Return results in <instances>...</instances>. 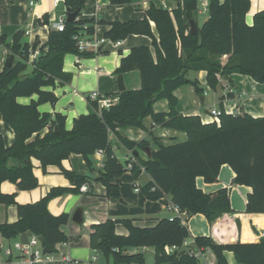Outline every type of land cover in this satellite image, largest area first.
Returning a JSON list of instances; mask_svg holds the SVG:
<instances>
[{
  "label": "trees",
  "instance_id": "trees-1",
  "mask_svg": "<svg viewBox=\"0 0 264 264\" xmlns=\"http://www.w3.org/2000/svg\"><path fill=\"white\" fill-rule=\"evenodd\" d=\"M87 0H64L67 12L75 13L76 19L64 24V31H49L47 41L40 45L37 40L29 44L23 30L10 39L0 35V46L12 55L11 66L0 72V116L14 133V142L4 146L0 136V184L13 183L18 191L38 186L32 173L31 158L40 162L44 169L49 165L61 167V162L71 154L80 155L87 167L86 175L60 169L70 182V188H52L40 200L32 204H17L15 194L0 191V204L14 206L17 220L0 224V235L12 239L29 231L42 239L43 247L52 249L59 243L73 239L60 229L69 221V215H51L48 202L65 193L77 194L86 185L91 194L93 182L105 189V197L120 200L121 177L129 171L134 180L142 173L149 180L141 186V194L147 201H157L167 195L171 204L186 215L184 223L192 216L203 215L209 224L226 213H232L228 191L222 188L205 194L195 183L200 177L204 183H215L222 165H228L235 177L234 185L251 188L247 195L245 213L264 214V116L252 117L247 113H226L220 105L218 122L203 123L196 115H181L175 110L177 99L173 92L184 85L202 93L197 80H189V72H205L206 85L216 89L218 76L240 74L264 86V10L253 15L252 25L245 22L249 0H208L207 17L197 24V0H176L178 5L168 11L150 4L140 20L121 22L117 19L105 22L97 19H80ZM111 6H123L130 0H107ZM46 19L45 17H42ZM189 19L197 26L196 33H189ZM40 24H44L42 19ZM154 25L156 36L153 34ZM108 25L104 39L112 43L125 40L130 35H140L151 40V47H134L120 59L116 75L138 71L140 88L117 93V103L108 109L98 110L97 104L88 99L92 111L73 120L72 128L65 129V117L41 114L37 107L44 103L54 104L57 97L44 90L56 84L67 83L70 75L62 72L66 54L78 58H92L98 52H80L73 36L84 31L93 35L95 27ZM38 55L30 62V55ZM226 56V61L221 58ZM28 64L29 75H23ZM37 96L23 105L17 98ZM233 98L232 93L226 95ZM159 99L168 102V113H155L152 105ZM222 98L221 100H223ZM149 117L153 126L184 132L186 139L165 146L156 142L151 157L141 159L137 154L149 146L147 141L134 142L117 134L119 128L144 130L143 120ZM47 129L43 135L42 132ZM113 133L123 147L131 151V158L120 162L108 141ZM103 152V166L94 173L90 157ZM143 169V171H142ZM178 217L162 218L153 227L140 228L132 219H108L90 227L89 246L113 264H144L142 253L129 254L127 249L152 248L154 264H200L193 251L210 250L215 264H227L225 252L233 254L237 264H264V242L252 244H215L209 237H195L194 247L183 248V242L191 238L187 226ZM122 225L127 235L115 233V226ZM167 249H174L167 252Z\"/></svg>",
  "mask_w": 264,
  "mask_h": 264
},
{
  "label": "crops",
  "instance_id": "crops-1",
  "mask_svg": "<svg viewBox=\"0 0 264 264\" xmlns=\"http://www.w3.org/2000/svg\"><path fill=\"white\" fill-rule=\"evenodd\" d=\"M30 1V0H29ZM202 0H197L199 3ZM19 0H0V3L7 7L18 3ZM250 7L245 15L247 25H252L253 15L261 10H264V0H249ZM101 6L98 19L105 22H111L115 19L125 22L130 20H140L143 17V11L148 9L150 4L156 8H163L168 11L174 10L178 3L176 0H130L129 4L123 6H111L107 0H87L82 11L80 19H93L95 5ZM29 14L26 11V17L30 23L26 25V29H22L23 24L20 20L18 23L9 25H0V35H5L10 39L17 31L23 30L27 32L24 36L29 44H33L36 40L40 45H43L48 38L49 31L54 30L53 24L58 20L55 17L49 18V13L59 9L60 16L66 14L64 3L54 5L53 0H38L35 6H29ZM43 19L42 17H45ZM205 16L201 22L198 20ZM207 15L197 14V24L200 26L206 19ZM46 22L40 24L39 20ZM37 25V26H36ZM153 34L156 36L154 25L151 23ZM109 30L108 25H99L95 27L94 36L97 39L104 38L105 32ZM150 46L151 40L148 37L140 35H130L125 40L116 44L105 40L100 47V52L92 58L81 59L72 54H66L62 62V72L70 75V80L67 83L56 84L53 87H47L44 90L52 91L57 97L54 104L44 103L37 107L41 114H48L51 117L55 114H60L65 117V129L70 130L75 118L80 115L88 114L92 111L88 103V96L91 92H97L101 96H115L118 91L115 70L119 66L120 59L125 57L132 48L137 46ZM151 52L154 50L151 47ZM8 51L0 46V72L3 70L4 63L8 58ZM226 61V56L221 58V62ZM32 65L28 64L27 70L23 75H29L32 71ZM197 82L202 79L205 83V89L210 90L206 85L205 72L195 73ZM122 82L125 90H135L140 88V75L138 71H131L121 74ZM248 79L251 82H246L244 87L239 86V83ZM191 81L195 79H189ZM228 83L224 85V83ZM223 94V102L218 96H215V101L209 106H205L204 97L197 94L193 86H181L173 92L177 99L175 110L181 115H196L203 123L212 122L209 116V111L213 108H220L223 105V110L226 113L238 114L244 112L250 116H264V86L256 83L251 78L232 74L225 81L221 77L220 83ZM200 87V86H199ZM203 89L202 87H200ZM242 90L249 91V95L242 97ZM204 90V93L205 94ZM216 93V92H215ZM228 93L233 94V98H225ZM202 98V99H201ZM36 101L37 96L32 95L27 98H17L19 104H29L30 101ZM208 107V108H207ZM155 113H168L169 106L165 99H159L152 105ZM144 130L138 128H119L117 134L130 141L140 142L142 140L149 143L150 150L156 149V142L165 146L172 145L177 142H183L186 139L184 132L173 129L161 128L153 126L149 117L143 120ZM47 132L45 129L41 135ZM0 136L3 139L4 146L9 148L14 142V133L10 127L4 123L0 116ZM108 141L113 148L114 154L120 162H125L131 158V151L121 145L116 135L110 133ZM137 154L141 159H147L143 150ZM104 156L97 152L90 157L94 173L92 178L97 176V172L102 169ZM32 165V173L38 181V186L31 190L18 191L13 183L3 181L0 184V191L3 194H15L17 204H32L45 196L52 188H70V182L62 175L61 168L72 171L77 175H86L87 167L83 158L80 155L71 154L67 159L61 162V167L49 165L44 171L40 162L34 158L30 159ZM235 177L233 171L228 165L220 167L218 178L215 183H204L203 179L198 177L195 180L196 186L205 194H212L222 188L227 189L230 207L232 213H226L218 217L212 224H209L203 215H195L188 219L184 224L187 226L191 238L188 239L189 247H194L193 239L195 237H209L215 244H252L257 243L256 230L253 228V217L258 216L259 228L261 221L264 222V214H246L245 205L247 195L251 192L250 187L243 185H234L232 180ZM149 177L142 173L138 180H134L129 171H126L121 177L120 185V200L109 199L105 197L104 187L97 182H93L91 186V194L86 191L77 194L65 193L61 196L51 199L47 204L48 212L53 216H58L62 213L69 215V221L66 225L60 227L61 231L73 239L67 243H59L55 246V252L49 254L51 261H43L39 264H65L64 258H68L71 264H111V260L104 258L100 253L92 250L89 246L90 227L94 224L102 223L108 219H132L133 224L140 228L153 227L158 220L162 218H170L173 216L169 210L171 204L170 196L167 195L157 201H147L143 198L140 190ZM138 189V191H135ZM77 208L82 209V224L78 225L71 221L72 214ZM183 219L186 218L182 214ZM17 220V212L14 206H6L0 204V224L13 223ZM115 233L118 235H127V230L120 224L115 226ZM32 234L27 231L19 234L12 239H4L0 235V264H17L20 262L21 255L15 253L13 257L7 258L4 255V250L11 247V242L26 243ZM174 249H171V252ZM198 250V249H196ZM200 264H215L216 259L214 254L206 250H198ZM126 253H142L144 256V264H154V250L152 248L142 249H127ZM224 257L227 264H237L233 254L225 252ZM94 258V259H93ZM113 264V263H112Z\"/></svg>",
  "mask_w": 264,
  "mask_h": 264
},
{
  "label": "built area",
  "instance_id": "built-area-1",
  "mask_svg": "<svg viewBox=\"0 0 264 264\" xmlns=\"http://www.w3.org/2000/svg\"><path fill=\"white\" fill-rule=\"evenodd\" d=\"M220 2H223L224 0H219ZM37 0H30L29 6L33 7L35 6ZM54 5H58L60 3H64V0H53ZM207 8H208V0H202L197 4V14L198 15H207ZM101 11L100 5H95L94 7V13H93V19L97 20L99 17V13ZM66 14L61 16L59 20L53 24L54 31L62 32L64 31V24H65ZM27 32H24V35H26ZM73 39L76 43V48L80 52H94L96 53L101 45L105 42L104 38L97 39L94 34L93 35H87L84 31L78 32L73 36ZM118 43V42H117ZM116 44V43H113ZM38 55V52L35 51L33 54L30 55V62L36 58ZM88 99L90 101H94L97 104L98 110L102 109H108L111 105L117 103L118 98L117 97H110V96H101L97 92H91L88 96ZM221 114V111L219 108H213L209 112V116L212 118V121L218 122V118ZM98 154H102V151H97ZM143 171V169H142ZM81 192L86 191V185H83L80 187ZM135 191H138V189H135ZM169 210L172 212L173 216H171L169 219L172 220L173 217H178L182 223H184V219L181 217L183 213L179 211V209L170 204ZM253 228L256 230L257 240L264 242V226L259 228L256 224H253ZM183 248H188L189 244L188 241H184ZM44 247L42 243L39 241V237L37 235L32 234L28 241L26 243H20L16 242L11 247H8L4 250V255L7 258H11L14 256L15 253H19L21 255V259L19 263L17 264H39L43 261H51L52 258L49 254L45 253L43 251ZM171 249H167L166 251L169 252ZM193 254L196 258L200 257V253L198 250L193 251ZM94 259V258H93ZM65 264H71L72 262L66 257L64 258ZM76 264V263H75Z\"/></svg>",
  "mask_w": 264,
  "mask_h": 264
},
{
  "label": "rangeland",
  "instance_id": "rangeland-1",
  "mask_svg": "<svg viewBox=\"0 0 264 264\" xmlns=\"http://www.w3.org/2000/svg\"><path fill=\"white\" fill-rule=\"evenodd\" d=\"M28 2H29V0H19L18 3L12 4V5L8 6V7L6 5H3V4L0 3V25H4L5 26V25L13 24V23H18V20H20L21 21L20 23L23 24L22 29H26L28 27V26L26 27V25L28 23H30L29 18L26 17V14H27L26 11L28 12V14H29V11H30L28 6H27ZM25 6L27 7L26 11H24V7ZM61 8L62 7H60L59 9H57V10L51 12V13H49V18L51 19V17L54 16L55 20L56 19L58 20L61 17V16L59 17L60 12L63 11ZM203 18H205V16L201 17L198 20V22H201L203 20ZM24 39H26V37H24ZM199 72H201V71H199ZM199 72H189L188 76H187L188 79H195L196 80L197 75L195 73H199ZM194 77H196V78H194ZM218 80L220 82V80H221L220 76H218ZM246 80H248V79H246ZM199 81H200V83L198 84V86L203 88L200 97H204L205 106H207V105L209 106L211 103H213V101H215V96H217V94L215 93L214 90L205 89V83L203 82L202 79H199ZM246 82H251V81L243 80L242 82L239 83V86H243L244 87ZM227 84L228 83H226V82L224 83V85H227ZM184 86H186L185 87L186 90H189L188 89L189 88L188 85H184ZM189 86H191V85H189ZM204 90H206L205 94H203ZM249 91L242 90L240 92V94H241L242 97H246V96L249 95V93H250ZM221 102H223V100ZM258 218H259L258 216H255V217H253L252 220L259 227ZM14 243L15 242H11V245H13ZM109 259L111 260L110 262L112 264V259L111 258H109Z\"/></svg>",
  "mask_w": 264,
  "mask_h": 264
},
{
  "label": "water",
  "instance_id": "water-1",
  "mask_svg": "<svg viewBox=\"0 0 264 264\" xmlns=\"http://www.w3.org/2000/svg\"><path fill=\"white\" fill-rule=\"evenodd\" d=\"M75 19H76V14L75 13L67 12L66 19H65L66 22H72ZM188 23H189V33L192 34V35L195 34L196 33V29H197V26H196L195 22L193 20L189 19ZM100 50L101 49H99L97 52H100ZM13 61H14V57L12 55H10L6 59V61L4 63V66L5 67L11 66L12 63H13ZM223 78H224V80H227V77L226 76L223 77ZM116 82H117L118 91L119 92H123L125 89H124V85H123V82H122V76L121 75H118L117 76ZM215 92H216L218 98L222 99L224 97L223 94H222V88H221V85L220 84H218L216 86ZM143 152L146 154L147 158H150L151 157V150H150L149 147H145L143 149ZM71 221L73 223H75V224H78V225L82 224L83 217H82V209L81 208H77L74 211V213L72 214V217H71ZM39 241H40V243H42V239L40 237H39ZM43 251L45 253H47V254H51L52 253V249L49 248V247H47V246L44 247Z\"/></svg>",
  "mask_w": 264,
  "mask_h": 264
},
{
  "label": "bare ground",
  "instance_id": "bare-ground-1",
  "mask_svg": "<svg viewBox=\"0 0 264 264\" xmlns=\"http://www.w3.org/2000/svg\"><path fill=\"white\" fill-rule=\"evenodd\" d=\"M264 226V222H263V220L261 221V227H263Z\"/></svg>",
  "mask_w": 264,
  "mask_h": 264
}]
</instances>
